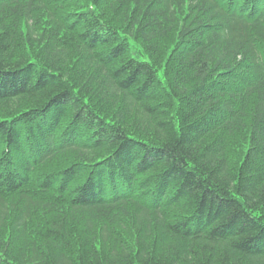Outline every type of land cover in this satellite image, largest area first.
I'll return each mask as SVG.
<instances>
[{
	"label": "trees",
	"instance_id": "1",
	"mask_svg": "<svg viewBox=\"0 0 264 264\" xmlns=\"http://www.w3.org/2000/svg\"><path fill=\"white\" fill-rule=\"evenodd\" d=\"M0 264H264V0H0Z\"/></svg>",
	"mask_w": 264,
	"mask_h": 264
}]
</instances>
